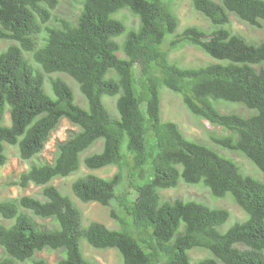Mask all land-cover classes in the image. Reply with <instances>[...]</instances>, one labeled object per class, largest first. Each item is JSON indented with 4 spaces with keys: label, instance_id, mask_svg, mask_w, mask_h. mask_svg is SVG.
Masks as SVG:
<instances>
[{
    "label": "trees",
    "instance_id": "16d2710c",
    "mask_svg": "<svg viewBox=\"0 0 264 264\" xmlns=\"http://www.w3.org/2000/svg\"><path fill=\"white\" fill-rule=\"evenodd\" d=\"M77 1L80 15L72 23L52 16L59 0H0V42H14L0 52V167L9 161L7 146L33 162L63 119L80 129L58 144L52 163H31L8 184L22 191L33 184L42 191L39 197L0 201V264H50L37 256L42 252H57V264H99L85 257L83 239L96 249H117L124 264H191L196 249L209 256L194 264H264V182L244 174L233 159L187 139L176 123L164 122L161 98L166 88L181 96L191 114L229 131L214 142L242 153L264 175V41L250 43L228 28L231 15L260 28L264 0H190L212 27L191 26L180 35V20L164 0ZM122 10L138 19V28L116 18ZM172 36H178L172 48L189 44L216 62L183 67L171 61L163 46ZM45 74L73 78L87 109L61 78L50 80L48 94ZM106 97L117 98L118 116ZM220 101L256 113L248 118L222 113ZM100 141L102 151L82 159ZM82 164L90 170L118 168L110 178L80 177L71 191L82 203L112 207L110 217L120 230L97 221L85 224L72 197L51 184L76 174ZM147 168L135 193L121 189ZM180 180L203 182L218 199L230 195L248 219L222 232L228 210L164 199L162 191ZM160 229L165 237L156 241Z\"/></svg>",
    "mask_w": 264,
    "mask_h": 264
},
{
    "label": "rangeland",
    "instance_id": "374dc122",
    "mask_svg": "<svg viewBox=\"0 0 264 264\" xmlns=\"http://www.w3.org/2000/svg\"><path fill=\"white\" fill-rule=\"evenodd\" d=\"M165 2H170L175 14L180 20V27L177 31V35H180L183 30L187 27L197 26L203 30H211V23L205 19L201 14H199L192 6L190 0H164ZM80 15V4L77 0H59L58 8L52 12L54 18L65 19L71 21L72 23H77ZM117 19L122 20L127 27L138 28L139 21L138 19L129 11L122 10L116 15ZM228 28L232 33L238 34L245 38L248 42L253 44H259L264 41V23L262 26L254 27L246 22L241 21L235 15L230 16V24ZM178 36L169 37L166 43L163 46V49L170 52V60L177 63L183 67H198L206 66L208 64L215 63L216 61L211 57L207 56L205 53L197 49L196 47L189 44H180L176 48L171 47L172 41L176 40ZM119 43L123 42V38L117 39ZM14 44L10 41H1L0 42V52L5 51L9 46ZM120 57L123 59L125 56L120 54ZM26 58L34 64L31 55H26ZM131 74H136V68H128ZM42 72V71H41ZM61 78L69 84V86L74 90L76 96V102L81 107L87 109V101L80 91L79 84L73 80L70 76L66 74H53V75H44L45 79V89L48 94H51L50 80L54 78ZM162 98V120L164 122H174L176 123L183 135L192 141L199 142L204 144L215 151L220 155L233 159L241 168L244 174L254 176L261 182H264V175L254 166L242 153L236 151H230L224 149L214 142L215 138H222L229 135V131L225 130L223 127L212 125L203 118H199L191 114L186 106L183 104L181 96L173 93L172 91L163 88L161 90ZM105 103L113 115L118 116L116 110V98H105ZM218 109L222 113H236L242 117L248 118L253 116L256 111L250 110L245 106L238 103H228L225 101H220L218 103ZM5 123L10 124L9 114L6 116ZM80 129L72 124L68 119H63L61 124L56 132L52 134L50 141L47 143L43 153L36 158L33 162H25L21 160L18 154L17 147L7 146V154L9 157L8 163L0 167V201L5 199H15L25 195L30 196H40L42 191L41 187L30 185L26 190H20L17 187L9 186L8 184L16 179L21 173L27 171L31 163H41L53 162L57 146L60 142L66 141L69 136L74 132H78ZM103 148V142L100 141L94 148L87 152L84 156H88L92 153L101 152ZM118 171V168L115 166H110L100 170H88L84 166L80 169L79 172L74 175L67 177L65 179H56L52 182L63 194L69 195L72 197L74 203L83 213L84 223L88 224L92 221L101 222L112 230H120L121 225L110 217V211L112 207H103L97 203H82L79 201L71 191L72 183L79 177H83L88 174H95L103 178H110L115 175ZM127 174V171H125ZM149 174V169H145L139 172L137 180L132 182L131 178H127L123 184L122 188L124 191H132L135 193L134 185H140L146 179ZM164 199L175 200L181 199L183 201H195L198 203L205 204L212 208H222L230 212L229 221L221 227L222 232H226L230 227L236 223L244 222L248 219V215L239 208L233 201L232 197L228 195L223 199H218L212 196L210 190L204 185L203 182L190 185L186 184L183 180H180L179 185L176 188L167 189L162 191ZM112 206H115L113 203ZM0 222L3 220L0 218ZM39 222H41L39 220ZM129 231L133 232V228ZM165 237V233L162 229L158 231L155 235V240H161ZM81 249L85 257L89 260L95 261L99 264H124L123 257L117 249H107L101 250L93 248L89 245L86 240L81 241ZM2 248L0 247V256L2 255ZM191 255V264H194L198 260L204 259L209 256L205 250L196 249L190 252ZM38 257L45 258L50 264H57L60 255L56 253L42 252L38 253Z\"/></svg>",
    "mask_w": 264,
    "mask_h": 264
},
{
    "label": "clouds",
    "instance_id": "9594fccd",
    "mask_svg": "<svg viewBox=\"0 0 264 264\" xmlns=\"http://www.w3.org/2000/svg\"><path fill=\"white\" fill-rule=\"evenodd\" d=\"M25 55H28L27 53L25 54ZM30 55V54H29ZM32 57V56H31ZM33 60V59H32ZM29 61V60H28ZM30 62V61H29ZM34 62V61H33ZM31 63V62H30ZM34 64L35 65H37L35 62H34ZM33 65V64H32ZM38 66V65H37ZM34 67H36V66H34ZM37 68V67H36ZM38 68H40L39 66H38ZM39 70V69H38ZM40 71H41V69H40ZM74 80V79H73ZM67 83V82H66ZM74 91V90H73ZM107 98H109V97H107ZM116 101H117V98H116ZM104 102H105V98H104ZM106 104V103H105ZM64 142V141H63ZM57 152V151H56ZM85 155V154H84ZM83 155V156H84ZM85 158V157H84ZM83 157H82V159H84ZM54 161V160H53ZM52 163V162H51ZM82 166H84V164H82ZM82 166H81V168H82ZM85 167V166H84ZM86 168V167H85ZM88 169V168H87ZM88 170H90V169H88ZM86 176V175H85ZM80 178V177H79ZM58 179H65V178H58ZM56 180V179H55ZM77 180V179H76ZM53 182V181H52ZM180 183V182H179ZM52 184V183H51ZM53 185V184H52ZM72 186V185H71ZM56 187V186H55ZM61 192V191H60ZM63 194V193H62ZM116 221V220H115Z\"/></svg>",
    "mask_w": 264,
    "mask_h": 264
}]
</instances>
